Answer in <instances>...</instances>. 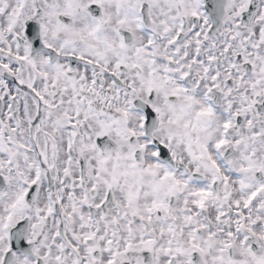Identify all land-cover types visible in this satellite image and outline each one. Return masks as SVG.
<instances>
[{"label": "snow or ice", "instance_id": "6c2138e0", "mask_svg": "<svg viewBox=\"0 0 264 264\" xmlns=\"http://www.w3.org/2000/svg\"><path fill=\"white\" fill-rule=\"evenodd\" d=\"M0 264H264V0H0Z\"/></svg>", "mask_w": 264, "mask_h": 264}]
</instances>
